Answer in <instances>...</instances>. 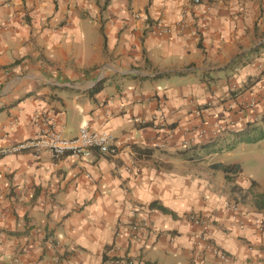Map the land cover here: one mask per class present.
I'll return each mask as SVG.
<instances>
[{"label":"crops","instance_id":"0c3cea01","mask_svg":"<svg viewBox=\"0 0 264 264\" xmlns=\"http://www.w3.org/2000/svg\"><path fill=\"white\" fill-rule=\"evenodd\" d=\"M263 40L264 0H0V146L46 116L64 137L107 132L114 149L0 157V264H116L109 245L131 261L117 264H264V189L241 168L226 180L218 154L231 149L188 150L264 113ZM240 53L248 62L228 65Z\"/></svg>","mask_w":264,"mask_h":264},{"label":"built area","instance_id":"2783aa9c","mask_svg":"<svg viewBox=\"0 0 264 264\" xmlns=\"http://www.w3.org/2000/svg\"><path fill=\"white\" fill-rule=\"evenodd\" d=\"M200 0H190L191 5L198 4ZM159 28V32H167V28ZM42 123L45 124V128L39 130L34 136L26 139L16 141L7 145L0 146V157L5 155H10L19 152L28 153L33 159H37L39 155L43 152H47L53 159H58L63 155H71L74 158H88L92 151H96L100 154H107L113 152L112 141L113 137L102 131H96L89 129L86 125H83L79 128L77 134L71 137H64L60 134L59 131L54 129V122L52 119L41 116ZM202 132H200V135ZM126 171H130V168L126 167ZM133 171H137V168H133ZM224 207L227 210H230L232 218H236L235 212L237 207L233 202H226ZM190 221L200 224L201 217L198 214H190L188 216ZM238 222L241 223V220L238 219ZM143 225L146 224L145 221L142 222ZM142 226V225H141ZM141 227L139 223H133L130 225L129 231L131 233L138 232ZM198 241L205 244V249L211 252L220 260H226L228 255L214 244H212L206 233L201 231L198 233ZM115 246L109 245L105 252L109 253L112 258H110L113 263H119L121 260L127 259L120 258L114 254ZM261 252H264V247L261 248Z\"/></svg>","mask_w":264,"mask_h":264},{"label":"trees","instance_id":"16d2710c","mask_svg":"<svg viewBox=\"0 0 264 264\" xmlns=\"http://www.w3.org/2000/svg\"><path fill=\"white\" fill-rule=\"evenodd\" d=\"M264 47V40L261 41L259 44L255 45L252 50L258 51L260 48ZM243 56V53L237 54L228 62V65H237V64H244L248 62L247 59L244 61L241 59ZM169 72H161V73H154L152 76H150V79H156L161 76L168 75ZM254 78L250 79L248 78L244 84L239 87L237 90L234 91H243L245 89H248L254 82ZM101 88V81L96 82L89 90H87L90 94L98 91ZM264 138V113H262L258 120L253 121H247L245 124L237 129L231 131V138L227 141L224 140V138L216 137L212 140H209L204 143H194L191 144L188 147V150L191 154H189V157L191 155L196 154L195 150L198 148H203L206 152H220L224 150H230L234 147V145L238 142H246V143H253L260 139ZM187 149V148H186ZM186 149L180 150L178 153H185ZM218 167L223 172L225 178L227 181H232V179L239 173L240 166L237 163L232 164H219ZM255 185V182L253 180L250 181L249 186L247 188H239L235 184L231 185L230 190L231 191H237L241 194H245L250 188H252ZM254 202L257 204V206H263L264 205V192L260 194H254ZM149 208H155L162 212H169L168 209L164 208L161 205H157L154 202H151L148 204ZM103 258L106 259L105 253L103 254Z\"/></svg>","mask_w":264,"mask_h":264},{"label":"rangeland","instance_id":"374dc122","mask_svg":"<svg viewBox=\"0 0 264 264\" xmlns=\"http://www.w3.org/2000/svg\"><path fill=\"white\" fill-rule=\"evenodd\" d=\"M224 162L239 164L241 174L254 175L259 189H264V138L253 143L238 142L230 151L218 154Z\"/></svg>","mask_w":264,"mask_h":264}]
</instances>
